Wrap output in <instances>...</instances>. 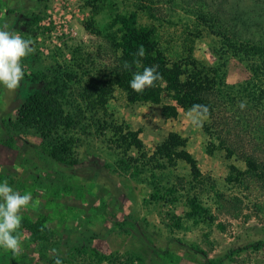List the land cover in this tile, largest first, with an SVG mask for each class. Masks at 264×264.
I'll return each instance as SVG.
<instances>
[{
    "label": "rangeland",
    "instance_id": "374dc122",
    "mask_svg": "<svg viewBox=\"0 0 264 264\" xmlns=\"http://www.w3.org/2000/svg\"><path fill=\"white\" fill-rule=\"evenodd\" d=\"M131 12L139 25L157 29L170 57L191 52L228 86L251 75L230 40L264 44V0H0V29L17 31L34 48L23 59L18 89L0 86V180L31 195L22 218L44 217L53 231L48 241L36 242L19 229V252L0 249V264H50L56 256L64 264H264V194L254 182L227 181L233 166L245 170L246 163L220 148L205 130L207 117L200 127L189 111L167 119L161 105H131L119 89L107 105L113 115H96L140 129L149 156L170 133L188 139L202 172L198 179L182 161L161 171L145 160L147 170L138 177L117 169L120 159L131 162L139 154L118 149L113 130L102 131L91 115L76 166L53 160L39 136L17 127L24 97L43 88L35 74L62 66L80 70L84 82L110 76L121 57L119 17ZM219 195L241 198L243 213L236 217ZM192 197L210 210L213 222L185 216Z\"/></svg>",
    "mask_w": 264,
    "mask_h": 264
},
{
    "label": "trees",
    "instance_id": "16d2710c",
    "mask_svg": "<svg viewBox=\"0 0 264 264\" xmlns=\"http://www.w3.org/2000/svg\"><path fill=\"white\" fill-rule=\"evenodd\" d=\"M119 25L122 37L117 47L121 57L110 76L105 80L92 77L91 81L84 82L80 70L62 66L48 73L35 74L33 81L43 83V88L24 97L17 110V127L39 136L42 151L53 160L76 166L80 162L77 149L91 127L86 124L91 115L89 119L103 125L102 131L113 130L116 135L113 143L118 149H135L139 154L137 158H129L132 163L120 159L116 163L117 169L138 177L147 170L145 160L149 164L154 162L156 170L161 171L182 161L190 166L192 176L198 179L202 172L198 160L188 150V139L170 133L149 156L140 138V129L132 130L110 118L107 119L110 122L103 121L96 115L100 110L104 116L113 115L107 111V105L117 89L126 95L131 105H161L167 119H176L179 110L189 111L194 104L206 105L208 113L205 117L211 124L206 125L205 130L218 140L229 158L237 157L246 163L245 170L233 166L227 181L239 185L254 182L264 194V44L230 40L234 53L246 61L251 75L237 86H228L217 69L197 60L191 52L189 56L170 57L161 46L157 29L139 25L136 12L121 15ZM141 50L142 56L139 55ZM152 66L156 67L160 78L142 93L134 91L129 85L133 74ZM242 101L246 103L243 110L239 107ZM4 143L11 146V141ZM219 199L221 205L229 204L232 211H238L236 217L243 213L241 198L226 199L219 195ZM171 201L174 205L177 199ZM186 203L187 218L196 222L215 220L197 198H188ZM45 221L44 217L36 222L23 218L20 229L28 231L34 241L45 242L53 237V231ZM57 259L64 264L57 256L50 264H56Z\"/></svg>",
    "mask_w": 264,
    "mask_h": 264
},
{
    "label": "clouds",
    "instance_id": "9594fccd",
    "mask_svg": "<svg viewBox=\"0 0 264 264\" xmlns=\"http://www.w3.org/2000/svg\"><path fill=\"white\" fill-rule=\"evenodd\" d=\"M32 44L33 41L25 39L17 31L0 29V86L9 91L18 89L25 76L23 59L34 51ZM139 55H143V50ZM159 78L155 66L145 67L142 72L133 74L129 85L134 91L142 93ZM239 107L243 110L246 103L242 101ZM207 113L206 105L194 104L189 110L192 124L202 126ZM31 200L30 194H21L9 183L0 180V249L19 252L22 244L19 229L23 219L20 213L29 206ZM56 264H61L59 259Z\"/></svg>",
    "mask_w": 264,
    "mask_h": 264
}]
</instances>
